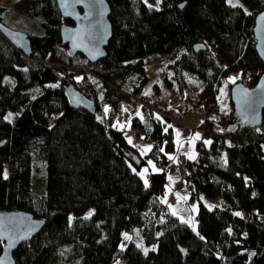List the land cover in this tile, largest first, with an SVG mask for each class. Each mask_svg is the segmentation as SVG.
Wrapping results in <instances>:
<instances>
[{
	"label": "trees",
	"instance_id": "1",
	"mask_svg": "<svg viewBox=\"0 0 264 264\" xmlns=\"http://www.w3.org/2000/svg\"><path fill=\"white\" fill-rule=\"evenodd\" d=\"M4 1L14 11L0 3V23L24 32L31 53L0 34V210L22 209L44 221L13 252V264H264V111L259 126L226 132L232 108L221 113L212 90L232 71H248L251 84L258 78L252 26L264 0H232L237 7L228 0H160L151 8L143 0H106L112 34L95 63L67 54L59 26L70 21L55 0ZM198 42L205 48L194 51ZM147 55L168 63L180 90L187 79L196 82L183 96L207 109L200 126L211 143L197 141L203 150L188 160L183 183L192 196L221 203L211 209L199 203L195 232L171 212L157 213L174 140L144 93L152 81ZM68 90L92 100L95 114L72 104ZM130 92L142 108L131 126L151 143L145 154L111 117L97 113L100 93L118 107ZM147 160L159 171L147 172L145 187L137 173ZM133 229L142 247L133 238L120 247L123 232Z\"/></svg>",
	"mask_w": 264,
	"mask_h": 264
},
{
	"label": "water",
	"instance_id": "2",
	"mask_svg": "<svg viewBox=\"0 0 264 264\" xmlns=\"http://www.w3.org/2000/svg\"><path fill=\"white\" fill-rule=\"evenodd\" d=\"M64 19L59 26L60 42L66 45L68 55L80 53L89 63L102 59L105 47L112 34L108 19L110 8L106 0H55ZM183 4H180V7ZM0 34L15 48L29 55L30 44L27 35L0 23ZM254 49L262 61L261 72L253 84L234 82L229 89L232 116L227 123L226 132L236 125L257 127L261 124L264 111V8L254 17L252 26ZM204 44L194 43V51L203 50ZM70 102L84 111L95 114L92 100L79 92L68 90ZM231 129V130H230ZM43 220L22 209L0 210V260L3 264H13V252L23 242L34 236L42 227ZM11 241V247L9 242Z\"/></svg>",
	"mask_w": 264,
	"mask_h": 264
},
{
	"label": "rangeland",
	"instance_id": "3",
	"mask_svg": "<svg viewBox=\"0 0 264 264\" xmlns=\"http://www.w3.org/2000/svg\"><path fill=\"white\" fill-rule=\"evenodd\" d=\"M144 3L152 6H157V0H143ZM0 3L7 6L9 12H13V8L11 3H6L4 0H0ZM10 15V14H9ZM143 63L146 65L148 74L150 75L151 82L150 84L145 87L144 93L148 96V99L152 102V108L155 111V114L160 112V116L162 120L169 122L170 118H173L176 114L174 112L175 106L171 103L172 101H176L179 95H186L188 91H194L197 89V83L192 82L191 80H186V86L183 90H180L178 85L174 83L172 77H171V68L169 67L168 63H164L163 59H160L158 56L154 55H147L143 57ZM242 82L246 83V76L245 74L241 73V71H232L225 79L219 80L215 82L213 86V95L216 96V99L219 101L220 105V112L225 113L228 112L231 108V102H229L230 99H228L229 95L227 93V82H232L236 78H241ZM9 76L7 74L3 75V79L7 81ZM134 81H137L135 78ZM10 84H13V80L9 81ZM233 83V82H232ZM99 84V83H98ZM99 90V88H98ZM133 92H130V94H126L125 96H122L120 98V103L118 107H113L109 100H106V97L102 93L98 96V102L102 103V105L108 109L107 112H105L106 117L108 118H120V122H123L125 119L131 120L132 116H135L136 114L140 116L141 106L139 103L135 102L133 100ZM130 95V96H128ZM180 100H183L184 105L190 104V102L183 96L180 97ZM178 100V99H177ZM194 106H192L193 111L191 112V117L193 119L203 121L207 109L202 104H195L194 101L192 102ZM201 107H204V111H201ZM115 108V109H113ZM112 110V112H111ZM172 112V113H171ZM99 114V109L97 111ZM204 116V117H203ZM113 124L116 125L114 122ZM121 126V125H118ZM200 128V126L198 127ZM196 128V129H198ZM199 133V132H198ZM129 138L132 137L133 139H142L139 136H137L134 132V127L129 126ZM203 139V141H209V136H202L200 137ZM144 140V139H142ZM148 142V141H145ZM197 149V147H196ZM35 167L37 165L35 164ZM6 166L4 165L3 175L5 173ZM38 173H35L36 175L39 174V170L37 168ZM35 175V177H36ZM183 181V180H182ZM170 192L166 191L163 196L160 197L162 202H166L169 198ZM219 198H207L203 194L198 193L197 195H191L187 187L182 184L178 190L175 191V194L169 198L168 206L171 210V213H175L173 215L177 216L180 220H189L190 218L194 220L196 224V212L197 208L199 206V203H202L207 208H213L216 205H219ZM193 208H195V211H193ZM210 208V209H211ZM91 211V209H88L85 211L83 216L87 217L88 213ZM92 212V211H91ZM73 216H70V220H72ZM126 230L123 232V234H128L131 238L134 239L135 244H141V238L139 235V232L137 229ZM122 234V241L120 243V247L123 245V247L127 244L129 240H124ZM144 250V249H143ZM112 264H119L113 262Z\"/></svg>",
	"mask_w": 264,
	"mask_h": 264
},
{
	"label": "crops",
	"instance_id": "4",
	"mask_svg": "<svg viewBox=\"0 0 264 264\" xmlns=\"http://www.w3.org/2000/svg\"><path fill=\"white\" fill-rule=\"evenodd\" d=\"M175 108V116L173 118L169 119V122H166L162 120L160 116V112H158L156 115L160 117V119L166 123L167 125H171V130L173 134V140H174V150L172 152H169L166 154V157L168 161L170 162L171 160L175 159L176 156L178 155H184L185 157H189L190 155H195L196 156V143L199 139H194L198 131L196 128H198L201 124L200 120L193 119L191 117V112L193 111L192 104L184 105L183 100H178V101H172L171 102ZM142 110V109H141ZM142 112V111H141ZM172 113V112H171ZM99 115H105V107L101 106L99 109ZM135 117H142V113L139 115H135ZM116 123L113 124V123ZM113 126L121 130L124 134V137L126 141L133 147H135L141 154H145L144 149L150 148L151 143L150 142H145V140L142 139H131V143L129 142V126H131V121L128 119H125L123 122H120V118H112V123ZM121 125V126H118ZM177 131L179 132V136H177ZM199 134V133H198ZM200 137H202L199 134ZM203 140V139H201ZM169 157H172L173 159H169ZM148 161L146 162V165L141 168L140 172L143 171L145 168L148 169V172L154 171L153 168L148 164ZM152 161V160H151ZM152 163L155 165V169L159 170V166L152 161ZM167 180H166V191L170 192L169 198L175 194V191L178 190V188L184 184L183 179H181L178 175V173L175 170H168L166 174ZM171 178V179H170ZM168 200L163 202L164 206L166 207L168 212H171L168 206ZM220 199V198H219ZM221 201H219L220 205Z\"/></svg>",
	"mask_w": 264,
	"mask_h": 264
},
{
	"label": "built area",
	"instance_id": "5",
	"mask_svg": "<svg viewBox=\"0 0 264 264\" xmlns=\"http://www.w3.org/2000/svg\"><path fill=\"white\" fill-rule=\"evenodd\" d=\"M82 69L84 70L83 67H82ZM245 76H246V84L250 85L251 82H252V78H251V76H250V74H249L248 71H246ZM203 109H204V107H201V111ZM196 130L199 132V134L201 136H203L204 130H203V127L202 126H200V128H198ZM134 132L140 138H142V139L144 138V133H142L141 129L134 128ZM196 147H197V149H196V155H197L201 150H203V146L199 144ZM195 158H196V156H195ZM188 160H189V158L185 157L184 155H178V156L175 157V159L171 160L168 163L167 169L168 170H175L178 173L179 177L181 179H183L185 177V175L189 172V167H188V164H187L188 163ZM190 160H192V159H190ZM187 189L189 190V192H192V188L191 187H187ZM145 212L147 214H151V211L150 210H146ZM157 213H159V214H165V213H167L166 207L165 206L159 207L157 209Z\"/></svg>",
	"mask_w": 264,
	"mask_h": 264
},
{
	"label": "snow or ice",
	"instance_id": "6",
	"mask_svg": "<svg viewBox=\"0 0 264 264\" xmlns=\"http://www.w3.org/2000/svg\"><path fill=\"white\" fill-rule=\"evenodd\" d=\"M145 2H146V0H145ZM228 2H229V3L231 4V6H233V7H237V6H238V4L232 3V0H228ZM159 3H160V0H157V4H159ZM148 7L151 8L152 5H148ZM232 82H234V80H233ZM51 87H57V85H51ZM146 94H147V93H146ZM107 111H108V109L105 108V112H107ZM156 118H157V119H160L159 116H157ZM5 119L8 120L9 122H11V120H12V114L9 113L8 116L5 117ZM168 127H171V125H169ZM165 131H167V128H165ZM177 136H179V132H178V131H177ZM199 138H200V136H199V134L197 133L196 136L194 137V139H199ZM129 142L131 143V139H130V138H129ZM210 143H211L210 140H209V141H205V144H210ZM149 150H150V148H146V149H144V152H147V151H149ZM161 151H163V149H161ZM142 154H143V153H142ZM188 158H189V159H195V155H190ZM169 159H173V158H172V157H169ZM148 164L153 168L154 171H159L158 169H155V165L152 163L151 160L148 161ZM133 171L135 172V169H133ZM147 172H148V169L145 168L143 171L137 173V175H139V176L141 177V179H144V177H145V175L147 174ZM4 178L7 179V173H6V172L4 173ZM170 179H171V178H170ZM144 184H145V187L148 186V181H147V179H144ZM209 207L211 208V206H209ZM193 211H195V208H193ZM92 214H93V213L90 211V212L88 213V217H90ZM173 214H175V213H173ZM235 215L239 216V215H241V214H240V213H235ZM86 218H87V217H86ZM182 223L188 224V225L192 228V230H193L194 232L196 231V224H195V222H194L193 219L190 218L189 220H183ZM123 237H124V240H131V239H132V238H131L128 234H126V233L123 234ZM201 238L203 239V237H201ZM11 246H12V245H11V241H10V242H9V247H11ZM121 247H123V245H122ZM137 247H142V244H138ZM144 251H145V254H147L148 249H144ZM0 264H3V261H2V260H0Z\"/></svg>",
	"mask_w": 264,
	"mask_h": 264
}]
</instances>
